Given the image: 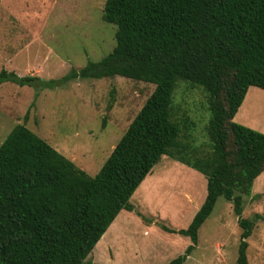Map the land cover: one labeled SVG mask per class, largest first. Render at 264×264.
<instances>
[{"label": "trees", "instance_id": "1", "mask_svg": "<svg viewBox=\"0 0 264 264\" xmlns=\"http://www.w3.org/2000/svg\"><path fill=\"white\" fill-rule=\"evenodd\" d=\"M103 19L116 25V45L101 60L52 80L3 68L0 85L34 87L37 99L71 81L123 76L155 90L94 176L25 122L11 130L0 145V264H94L88 256L122 210H135L131 197L164 155L204 174L208 190L187 228L158 224L192 241L168 264L192 254L221 196L242 228L238 264H249L261 216H243V194L264 171V133L234 118L251 86L264 89V0H107ZM179 78L208 94L209 155L183 141L188 122L173 112Z\"/></svg>", "mask_w": 264, "mask_h": 264}, {"label": "rangeland", "instance_id": "2", "mask_svg": "<svg viewBox=\"0 0 264 264\" xmlns=\"http://www.w3.org/2000/svg\"><path fill=\"white\" fill-rule=\"evenodd\" d=\"M106 1L2 0L0 71L6 68L20 76L37 75L52 80L62 78L73 68L81 69L89 61L101 60L116 45V25L103 19ZM191 82L178 79L173 112L177 119L188 122V140L183 141L190 146L191 154L205 156L213 150L208 94L189 85ZM155 87L153 83L115 76L45 88L35 99L34 87L5 82L0 85V145L17 124L25 122L94 176ZM251 91L258 92L264 101V89L253 86ZM263 109L257 110L263 114L260 118L264 117ZM235 121L240 123V116ZM229 149L232 151L231 142ZM207 192L204 174L164 155L133 194L130 202L135 210L120 213L87 261L168 264L184 254L192 241L188 236L169 233L158 224L187 228ZM252 193L243 194V216L250 220L256 215L261 217L255 221L256 227L248 239L247 254L250 264H264V175L255 181ZM241 233L233 203L219 197L199 230L194 252L184 264H238Z\"/></svg>", "mask_w": 264, "mask_h": 264}, {"label": "crops", "instance_id": "3", "mask_svg": "<svg viewBox=\"0 0 264 264\" xmlns=\"http://www.w3.org/2000/svg\"><path fill=\"white\" fill-rule=\"evenodd\" d=\"M1 3H2V1H1ZM0 3V4H1ZM253 86H251L250 88H249V90H248V92H247V94H246V97H245V99H244V101H243V103H242V105L240 106V108H239V110H238V112H237V114H236V116H235V118H234V121H235V119L238 117V116H240V118H241V122H240V124H242V125H245V126H247V127H249V128H252V129H258L259 128V130L262 132V133H264V117H261L260 118V116L262 115L263 116V114H258L257 113V110L258 109H260V108H262L263 109V107L262 106H264V101H262V98H261V96H260V94L258 93V92H252L251 91V88H252ZM264 110V109H263ZM236 122V121H235ZM194 169V168H193ZM196 170V169H195ZM262 175H264V171L255 179V181L260 177V176H262ZM255 181H254V184H255ZM254 184H253V187H254ZM253 187H252V190H253ZM251 194H253L252 193V191H251ZM253 196V195H252ZM254 197V196H253ZM132 198V197H131ZM131 200V199H130ZM123 211V210H122ZM121 211V212H122ZM120 212V213H121ZM243 212H244V206H243ZM120 215V214H119ZM118 215V216H119ZM117 216V217H118ZM116 220V219H115ZM258 221V220H257ZM256 221V222H257ZM115 222V221H114ZM113 222V223H114ZM255 222V226H254V228L256 227V223ZM112 223V224H113ZM111 227V226H110ZM109 227V228H110ZM249 242V241H248ZM248 248H249V246H248ZM194 252V251H193ZM192 252V253H193ZM247 252H248V249H247ZM192 255V254H191ZM248 255V254H247ZM190 257V256H189ZM188 259V258H187ZM248 260H249V258H248ZM185 263V262H184ZM249 264H250V262H249Z\"/></svg>", "mask_w": 264, "mask_h": 264}]
</instances>
